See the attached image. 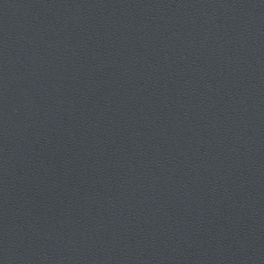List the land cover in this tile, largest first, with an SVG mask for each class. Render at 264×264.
Wrapping results in <instances>:
<instances>
[{"label":"water","instance_id":"95a60500","mask_svg":"<svg viewBox=\"0 0 264 264\" xmlns=\"http://www.w3.org/2000/svg\"><path fill=\"white\" fill-rule=\"evenodd\" d=\"M0 264H264V0H0Z\"/></svg>","mask_w":264,"mask_h":264}]
</instances>
